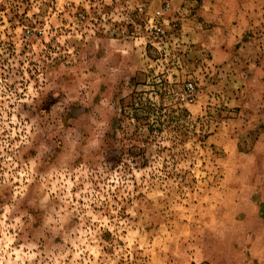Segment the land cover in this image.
<instances>
[{
	"label": "rangeland",
	"instance_id": "374dc122",
	"mask_svg": "<svg viewBox=\"0 0 264 264\" xmlns=\"http://www.w3.org/2000/svg\"><path fill=\"white\" fill-rule=\"evenodd\" d=\"M0 264H264V0H0Z\"/></svg>",
	"mask_w": 264,
	"mask_h": 264
},
{
	"label": "built area",
	"instance_id": "2783aa9c",
	"mask_svg": "<svg viewBox=\"0 0 264 264\" xmlns=\"http://www.w3.org/2000/svg\"><path fill=\"white\" fill-rule=\"evenodd\" d=\"M155 31H156V33H158V32H162L163 31V29L161 28V27H155ZM192 88H193V86H192V83H188L187 85H186V90H188V91H192Z\"/></svg>",
	"mask_w": 264,
	"mask_h": 264
}]
</instances>
